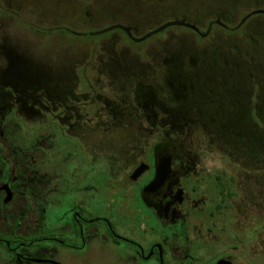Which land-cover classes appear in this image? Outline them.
Here are the masks:
<instances>
[{
	"label": "flooded vegetation",
	"instance_id": "obj_1",
	"mask_svg": "<svg viewBox=\"0 0 264 264\" xmlns=\"http://www.w3.org/2000/svg\"><path fill=\"white\" fill-rule=\"evenodd\" d=\"M9 3L0 0V246L14 264H50L59 248L84 252L93 243L111 247L127 264H194L192 254L221 244L228 251L216 248L210 264H238L234 252H255L263 259L264 179L252 172L264 163L246 156L245 143L203 125L206 135L193 146L192 137H176L183 127H164L173 121L153 104L147 115L146 100L131 94L135 73L146 75L143 64L129 69L133 74L112 57L105 62L97 57L92 65L86 56L75 63L66 56L52 66L46 56L41 60L12 50L5 39L14 29L24 34L41 30H24L18 7ZM262 8L244 15L240 25L251 16H264L255 13ZM224 16L219 13L207 27L230 32ZM125 20L83 32L67 25L56 29L85 45L118 34L131 46L169 29L135 43L166 23L152 28L160 21L154 22L141 34L138 21ZM191 25L196 30H188L198 39L207 36V30ZM44 32L50 36L53 29ZM67 65L79 71H59ZM99 76L109 95L124 97L122 105L103 98ZM161 112L173 120L182 113ZM143 121L157 135L128 139L129 147L120 152L119 138L113 136L120 124Z\"/></svg>",
	"mask_w": 264,
	"mask_h": 264
},
{
	"label": "rangeland",
	"instance_id": "obj_2",
	"mask_svg": "<svg viewBox=\"0 0 264 264\" xmlns=\"http://www.w3.org/2000/svg\"><path fill=\"white\" fill-rule=\"evenodd\" d=\"M9 2L10 7H18L17 21L22 22L24 30L25 27L32 26L41 30L24 31L25 34L37 38L40 42H44L46 38L50 40L48 43H40L27 39L18 27L17 31L14 29L16 33L9 34L5 39L12 50L38 55L41 60L42 56H46L51 59L52 66L65 61L66 56L71 59V63L78 62L81 57L86 56V62L90 61L92 65L97 57L102 58L104 62L108 57H112L118 59L117 62L124 72L130 71L129 73L133 74L129 69L137 67L136 63L143 64L147 71L142 72L146 75L135 73L137 79L131 94H136L140 100H146L143 104H147V115H150L149 111L154 110L153 106L149 105L153 104L163 118L166 120L170 118L173 121V124H164V127L174 126V130L177 131L183 127L182 135L178 133L176 137H192L193 146L201 145L202 137L206 135L202 131L203 125L209 129L215 128L217 132H214L225 136L226 139L240 138L245 143L246 156L251 160L258 157V161L264 163V16H251L240 25L244 15L263 9L264 0H9ZM219 13L226 14L225 20L232 28L230 32L207 27L217 20ZM118 18H127L122 21L125 24H131L130 19L138 21L140 28H143L141 34L147 32L145 28L159 21V24L152 28L170 21H184L207 30L208 34L205 38L198 39L190 30L177 27L169 28L140 46L125 43L118 34L101 42L85 45L83 42L72 40L70 36L58 35L56 29L66 25L77 32L102 29ZM15 21L9 24L13 25ZM46 29H53L52 35L45 37ZM38 47L40 55L36 54ZM59 71L75 73L79 71V67L71 69L67 65ZM90 77L95 78L94 75ZM99 78L101 83L98 89L106 95L103 98L118 106L122 105L119 101L124 97L120 94L109 95L108 87L105 86L106 81L102 76ZM200 80L206 83H201ZM147 94L148 97L145 96ZM123 106L119 107L120 111ZM164 109L171 113L177 110L182 113L174 114L177 118L173 120L171 114L161 112ZM197 120L198 126L194 124ZM149 121L153 124L152 118ZM149 135L156 136L157 132L143 121L140 124H120L119 130L113 136H118L121 152L125 147H129L126 145L128 139ZM256 144L259 147L258 151L255 150ZM254 164L251 162L248 167L252 168ZM250 173L249 171L248 175ZM252 173L264 179V165L261 164ZM262 202L264 204V187ZM262 245L264 246V236ZM209 246H212L211 243ZM110 248L107 246L101 248L96 243L91 244L84 252L59 248L51 260L56 264H127L124 256ZM216 248L219 251H228L223 244ZM216 248L192 254L194 264H210L216 258L214 254ZM233 254L238 264H264V256L260 260L261 257L256 256L255 252ZM15 261L0 246V264H14Z\"/></svg>",
	"mask_w": 264,
	"mask_h": 264
},
{
	"label": "water",
	"instance_id": "obj_3",
	"mask_svg": "<svg viewBox=\"0 0 264 264\" xmlns=\"http://www.w3.org/2000/svg\"><path fill=\"white\" fill-rule=\"evenodd\" d=\"M255 13H258V14H264V11H260V12H255ZM170 27H181V28H185V29H190V30H196L195 27L187 22H184V21H172V22H168L162 26H160L159 28L147 33L146 35H144L142 38L138 39V40H133L135 43H140L142 41H145L146 39L154 36V35H157L159 33H161L162 31H164L165 29H168ZM158 184L155 183L154 187H156ZM35 263H42V261H39V260H34ZM50 264H56V263H53V262H48ZM217 264H229V263H226L224 261H219Z\"/></svg>",
	"mask_w": 264,
	"mask_h": 264
},
{
	"label": "trees",
	"instance_id": "obj_4",
	"mask_svg": "<svg viewBox=\"0 0 264 264\" xmlns=\"http://www.w3.org/2000/svg\"><path fill=\"white\" fill-rule=\"evenodd\" d=\"M24 243H26V244H30V246H32V244H33V242L32 241H24ZM4 247V246H3ZM7 251V250H6ZM7 253H8V251H7ZM9 254V253H8Z\"/></svg>",
	"mask_w": 264,
	"mask_h": 264
}]
</instances>
